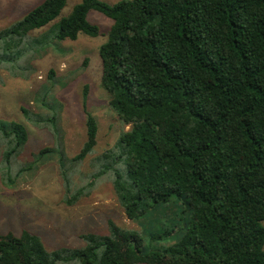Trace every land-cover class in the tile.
Masks as SVG:
<instances>
[{
  "label": "trees",
  "instance_id": "obj_1",
  "mask_svg": "<svg viewBox=\"0 0 264 264\" xmlns=\"http://www.w3.org/2000/svg\"><path fill=\"white\" fill-rule=\"evenodd\" d=\"M66 1L44 0L0 30V64L19 75L15 62L24 60L29 79L36 51L50 40L43 32L29 42V33L57 18ZM91 10L113 20L99 49L101 84L130 129L91 158L92 170L77 183L81 164L95 151L97 118L86 111V140L69 156L60 112L37 100L35 109L22 106V112L48 129L56 145L33 156L58 158L69 205L106 176L131 220L151 203L184 199L180 208H190L184 229L160 233L177 239L149 250L142 232L113 219L107 233H83L80 247L49 249L35 232L8 231L0 234V264H264V0H81L52 40L98 36L99 26L87 19ZM49 80L42 89L53 85V69ZM27 140L22 123L0 122L5 184H12L11 172L33 168V162L19 164Z\"/></svg>",
  "mask_w": 264,
  "mask_h": 264
},
{
  "label": "rangeland",
  "instance_id": "obj_2",
  "mask_svg": "<svg viewBox=\"0 0 264 264\" xmlns=\"http://www.w3.org/2000/svg\"><path fill=\"white\" fill-rule=\"evenodd\" d=\"M43 1L0 0V30L15 24ZM80 1L67 0L57 18L29 33L30 42L34 36L45 32L50 39L47 46H51L44 56L40 53H45L46 45L36 51V59L31 63L36 71L29 79L25 75L30 71V64L24 60L15 62L16 67L22 66L23 69H20L22 72L19 75H15L17 72L10 70L8 65L0 64V122L14 120L25 126L28 140L18 157L19 164L33 162V168L22 175L11 172L12 184L4 183L0 171V234L8 231L20 234L23 229H28L39 234L49 249L80 247L84 245L83 233H107L108 220L113 219L123 227L142 232L146 249H165L177 239L176 234L167 237L158 235L170 228L184 229L190 210L188 204L180 208L179 204H183L184 199L177 203L173 199L159 206L151 203L143 217L131 220L120 204L112 182L103 176L97 180L89 196L69 205L64 201L65 190L58 158H45L39 162L33 156L43 147L56 145L48 129L31 124L22 112V106L35 109L37 100L53 104V110L60 112L63 147L69 156L79 152L86 140V111H91L97 118L95 151L81 164L80 172L74 177L77 183L85 181L83 176L92 170L91 158L111 147L119 135L131 126L125 124L111 108V95L101 84L99 49L108 37L113 20L97 10H91L87 19L99 26L98 36L80 34L76 40L62 41L51 38L58 30L60 20ZM102 1L114 4L119 0ZM51 69L55 71V81L42 89L51 81Z\"/></svg>",
  "mask_w": 264,
  "mask_h": 264
}]
</instances>
